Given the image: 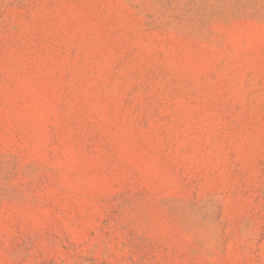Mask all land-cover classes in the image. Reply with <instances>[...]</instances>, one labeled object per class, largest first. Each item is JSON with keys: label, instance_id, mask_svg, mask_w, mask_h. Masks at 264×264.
Listing matches in <instances>:
<instances>
[{"label": "rangeland", "instance_id": "obj_1", "mask_svg": "<svg viewBox=\"0 0 264 264\" xmlns=\"http://www.w3.org/2000/svg\"><path fill=\"white\" fill-rule=\"evenodd\" d=\"M0 264H264V0H0Z\"/></svg>", "mask_w": 264, "mask_h": 264}]
</instances>
